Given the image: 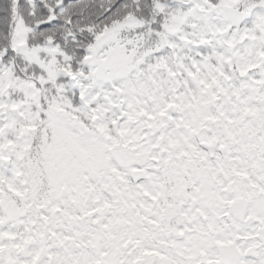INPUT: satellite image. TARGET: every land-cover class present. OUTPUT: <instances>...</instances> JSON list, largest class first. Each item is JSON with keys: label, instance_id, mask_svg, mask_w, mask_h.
<instances>
[{"label": "snow or ice", "instance_id": "obj_1", "mask_svg": "<svg viewBox=\"0 0 264 264\" xmlns=\"http://www.w3.org/2000/svg\"><path fill=\"white\" fill-rule=\"evenodd\" d=\"M0 264H264V0H0Z\"/></svg>", "mask_w": 264, "mask_h": 264}]
</instances>
